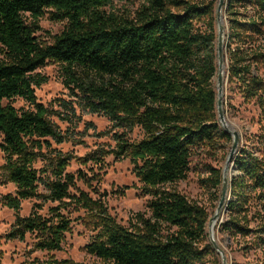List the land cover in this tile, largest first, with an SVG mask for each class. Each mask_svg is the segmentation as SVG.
<instances>
[{
	"label": "trees",
	"instance_id": "1",
	"mask_svg": "<svg viewBox=\"0 0 264 264\" xmlns=\"http://www.w3.org/2000/svg\"><path fill=\"white\" fill-rule=\"evenodd\" d=\"M218 1L141 0L126 17L105 10L112 0H0V150L8 180L17 187L16 196L5 197L16 213L9 237L24 240L35 232L39 248L61 249L71 221L58 206L52 208L56 219L37 210L27 217L18 212L25 199L70 198L97 217L98 233L86 249L108 264H202L216 256L206 208L167 185L187 177L196 147L217 138L232 141L218 118ZM225 6L228 81L243 98L255 99L264 117V76L254 72L264 64V0H227ZM46 13L67 21L52 43L36 35ZM48 60L61 63L66 86L84 107L108 116L116 126H139L144 132L139 140L116 133V148H100L90 156L97 163L107 154L133 163L151 198L147 212L135 214L130 227L87 193L71 194L75 175L66 171L71 157L51 148V140L62 143L67 137L35 93L46 82L35 71ZM18 98L30 108L15 106ZM62 104L75 116L68 103ZM43 149L55 153L49 169L35 167ZM233 162L237 173L230 180L227 216L219 229L232 238H250L244 253L264 249V123ZM211 174L217 190L221 170ZM45 264L83 263L51 258ZM232 264H264V255Z\"/></svg>",
	"mask_w": 264,
	"mask_h": 264
},
{
	"label": "rangeland",
	"instance_id": "2",
	"mask_svg": "<svg viewBox=\"0 0 264 264\" xmlns=\"http://www.w3.org/2000/svg\"><path fill=\"white\" fill-rule=\"evenodd\" d=\"M140 4L141 0H112L110 6H107L105 10L128 17L135 13ZM27 18L30 21L28 14ZM220 22L217 18L216 7L217 48L219 29H222L223 32L224 90L222 110L224 123L228 129L237 132L239 135L236 155L245 143L250 142L253 135L260 132L264 117L257 101L243 98L239 88L228 81L226 6L222 11ZM66 24L67 21L65 20L50 19L49 13H46L40 19L41 29L36 32V35L42 42L52 43L54 36L62 32ZM259 41L262 40H258V43ZM254 72L264 76V64H260L257 69L254 68ZM36 73L46 78V82L35 87L37 99L50 109V120L67 137L62 143L51 140V148L71 157L66 169L67 172L75 175V183L70 189L71 194L87 193L94 200L103 202L108 213L118 223L130 227L131 219L135 214L147 212V203L151 198L143 190V184L135 175L133 163L129 157L119 158L113 154L105 155L103 160L97 163L91 160L90 156L100 148H116L117 141L114 136L116 133H125L130 140H139L144 136L143 130L139 126L131 130L116 126L108 116L91 112L84 107L81 97L74 94L66 86L60 62L48 60L44 66L35 71ZM215 85L218 90V73L215 77ZM63 102L68 103L75 110V116L69 108L63 106ZM14 104L17 107L30 108V105L20 98L15 99ZM220 123L224 129L221 120ZM232 143L233 137L232 141L217 138L210 143L196 147L192 153L187 177L167 185V188L180 192L189 201L205 207L209 214L207 222L209 241L213 242L214 240L219 249H217L216 256H208L202 264H232L234 261H254L257 257L264 255L262 248H252L244 253L242 247L250 238H232L219 229V224L225 221L227 216L226 203L220 210L219 216H215L223 195V182L222 186L216 190L212 187L210 177H212V169H220L223 181L224 177L227 178V202L230 197L231 177L237 173L233 166V160L228 163ZM43 153L44 155H39L35 162L37 169H49L55 162L54 151L43 149ZM4 163V153L0 150V264H45L51 258L70 259L83 264H108L86 249V246L95 240L98 233L97 217L90 211L78 206L70 198H66L64 201L46 202H43L42 198L25 199L21 201V209L18 212L20 216L27 217L32 211L37 210L47 218L56 219L52 208L58 206L60 213L71 221L70 229L64 234L61 249L39 248L37 246L39 238L35 232L27 233L24 240L9 237V233L15 226L16 213L7 206L5 197L7 195L16 196L17 187L8 180L3 169ZM39 189L40 192L46 193L43 186H40ZM38 204L42 207H37Z\"/></svg>",
	"mask_w": 264,
	"mask_h": 264
},
{
	"label": "water",
	"instance_id": "3",
	"mask_svg": "<svg viewBox=\"0 0 264 264\" xmlns=\"http://www.w3.org/2000/svg\"><path fill=\"white\" fill-rule=\"evenodd\" d=\"M227 0H219L218 2V15L217 17H219L220 15V11L222 10V8L225 7ZM222 43H223V32L222 29H219V33H218V66H219V71H218V99H217V108H218V114H219V118L223 124V127L225 129L226 132L230 133L233 137V143H232V147H231V152L229 154V158H228V163L231 162L234 158V155L237 151L238 145H239V135L237 132L235 131H230L228 129V127L226 126V124L224 123V114H223V110H222V104H223V90H224V85H223V62H222ZM227 188H228V180L226 177H224V181H223V195L221 197V200L219 202V206L218 209L216 211L215 216H219V212L220 210L224 207L225 203H226V195H227ZM227 205V203H226ZM213 243L215 245V247L217 249L218 245L217 243L213 240Z\"/></svg>",
	"mask_w": 264,
	"mask_h": 264
},
{
	"label": "bare ground",
	"instance_id": "4",
	"mask_svg": "<svg viewBox=\"0 0 264 264\" xmlns=\"http://www.w3.org/2000/svg\"><path fill=\"white\" fill-rule=\"evenodd\" d=\"M218 2H219V1H218ZM223 9H224V8H222V10L220 11V15H219V17H217L219 23H221L220 21H221V19H222V11H223ZM217 15H218V5H217ZM213 224H214V222L212 223V225H213Z\"/></svg>",
	"mask_w": 264,
	"mask_h": 264
}]
</instances>
